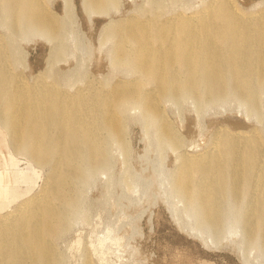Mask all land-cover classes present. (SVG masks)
Here are the masks:
<instances>
[{
	"label": "bare ground",
	"instance_id": "obj_1",
	"mask_svg": "<svg viewBox=\"0 0 264 264\" xmlns=\"http://www.w3.org/2000/svg\"><path fill=\"white\" fill-rule=\"evenodd\" d=\"M117 1L80 5L102 18ZM165 3L147 0L142 16L109 20L102 29L101 42L113 41L110 64L135 78L71 91L47 70L64 56L71 0H62V16L47 0H0V264H62L53 238L67 228L74 209L73 182L107 168L110 142L123 137L119 113L126 108L139 107L156 124L159 143L173 149L183 139L165 120L163 101L179 108L190 99L199 115L233 99L248 114H259L264 16H243L228 0H210L188 14H166ZM23 43L48 48L46 72L30 83L13 71ZM220 131L201 152L177 153L172 188L212 233L211 241L226 229L225 210L243 207L246 246L264 249V143L255 135ZM41 171L43 183L30 194Z\"/></svg>",
	"mask_w": 264,
	"mask_h": 264
},
{
	"label": "rangeland",
	"instance_id": "obj_2",
	"mask_svg": "<svg viewBox=\"0 0 264 264\" xmlns=\"http://www.w3.org/2000/svg\"><path fill=\"white\" fill-rule=\"evenodd\" d=\"M160 1L166 2V14H188L210 0ZM228 1L243 16H264V0ZM47 3L63 15L62 0ZM71 3L73 9L64 16L68 36L62 42L64 56L52 63L48 73L56 71L63 80L61 87L71 91L89 83L103 89L119 79L135 78V74L110 64L113 41L101 42L102 29L109 20L115 24L124 18L142 16L139 14L149 7L147 0H118L109 15L102 18L84 13L81 0ZM29 45L23 43L20 62L13 71L25 75L30 83L31 77L46 72L49 58L46 46ZM260 99L256 116L233 99L199 115L190 99L179 108L163 101L159 108L165 120L183 139L177 149L159 143L156 124L148 122L139 107L119 113L124 120L123 137L110 142L107 168L88 175L84 182H73L74 209L67 217V228L60 229L53 238L62 264H264V249L246 246L243 207L225 210L226 229L212 242V233L199 223L196 213L185 210L171 184L177 153L201 152L219 133L218 128L220 132L255 135L264 143V94ZM19 159V167L25 168V158ZM45 175L41 171L30 194L37 193ZM199 235L203 241L195 239Z\"/></svg>",
	"mask_w": 264,
	"mask_h": 264
}]
</instances>
